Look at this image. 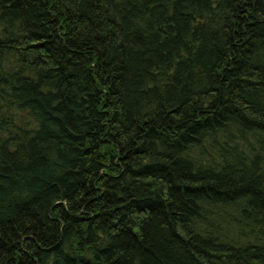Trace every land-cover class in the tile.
I'll list each match as a JSON object with an SVG mask.
<instances>
[{
  "label": "trees",
  "instance_id": "obj_1",
  "mask_svg": "<svg viewBox=\"0 0 264 264\" xmlns=\"http://www.w3.org/2000/svg\"><path fill=\"white\" fill-rule=\"evenodd\" d=\"M0 264H264V0H0Z\"/></svg>",
  "mask_w": 264,
  "mask_h": 264
}]
</instances>
